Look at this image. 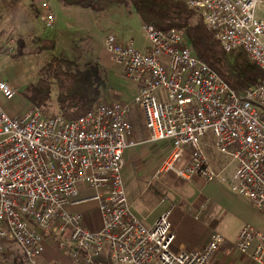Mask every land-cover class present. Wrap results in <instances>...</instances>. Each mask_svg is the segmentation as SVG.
<instances>
[{
	"label": "built area",
	"instance_id": "2783aa9c",
	"mask_svg": "<svg viewBox=\"0 0 264 264\" xmlns=\"http://www.w3.org/2000/svg\"><path fill=\"white\" fill-rule=\"evenodd\" d=\"M16 0H0V9ZM47 25L48 0H31ZM262 0H184L197 9L207 31L225 53L242 50L264 74ZM145 47L104 39L110 60L137 87L133 104L142 116L145 142H167L169 152L156 174L172 172L209 183L216 178L201 137L210 132L215 152L235 163L230 190L264 216V81L237 94L198 60L175 29L142 25ZM16 89L0 80V253L14 244L27 264H44L45 236L76 264H212L223 236L212 233L189 251L172 252L168 212L145 227L132 214L121 172L131 138V106L98 101L74 119L28 106L8 115L1 99ZM95 203L101 226L85 228L80 212ZM233 248L246 264H264V236L249 226L238 230ZM57 264V263H51Z\"/></svg>",
	"mask_w": 264,
	"mask_h": 264
},
{
	"label": "rangeland",
	"instance_id": "374dc122",
	"mask_svg": "<svg viewBox=\"0 0 264 264\" xmlns=\"http://www.w3.org/2000/svg\"><path fill=\"white\" fill-rule=\"evenodd\" d=\"M26 1L16 0L5 6L10 7L0 9V80L7 81L16 89L12 99H1L5 112L16 116L28 107L26 95L29 93V86L38 78L50 86L51 100L47 110H54L56 85L52 70L47 69L48 64L55 66L60 60H66L72 63L75 69H83L97 61L104 71L106 85L100 101H119L135 108L132 130L140 135V132H143L142 116L133 104L137 92L136 84L124 76L118 64L110 60L104 45L107 35H113L123 42L133 40L137 45L143 41L142 24L129 2L119 7L114 4H102L99 10H92L88 6L85 8L78 5H53L55 19L51 25H47L36 4L32 2L34 6H29ZM48 1L51 8L52 0ZM87 4L94 5V2ZM258 16L264 19V0L258 5ZM42 40H52L54 49L48 50L49 43H43ZM201 142L204 149L213 151L214 158L225 157L213 150L214 140L210 132L201 137ZM229 160L230 158L226 157L225 163ZM234 169L235 163L230 160L227 170L222 167L215 170L216 178L209 182L206 189H202L201 185L185 182L172 172H167L166 176L163 175L164 172L155 175L150 184H144L137 180L133 169L126 167L122 178L127 198L143 213L142 216L146 217L148 224H153L160 215L168 212L174 240L177 235L186 236L183 225L173 228L170 220L173 205L181 203L185 211L184 222L189 226L186 231L194 235L192 233L197 229L196 240L209 238L215 232L220 233L224 239L221 247L227 248L220 254L222 264H246V257L233 248L235 236L238 230L246 225L264 236V216L247 200L230 191ZM160 181L164 183L159 184ZM198 190L201 193L195 196ZM154 191L157 192L159 202L173 204L159 216L156 215V209L149 212L147 204L144 203L155 196ZM95 206L90 202L80 205L78 209L80 213H86L85 215H99ZM234 210L243 215H233ZM87 221L90 222V218ZM71 263L76 264L72 261Z\"/></svg>",
	"mask_w": 264,
	"mask_h": 264
},
{
	"label": "trees",
	"instance_id": "16d2710c",
	"mask_svg": "<svg viewBox=\"0 0 264 264\" xmlns=\"http://www.w3.org/2000/svg\"><path fill=\"white\" fill-rule=\"evenodd\" d=\"M90 1L94 2V5L87 4ZM58 2L65 6L78 5L85 8L88 6L92 10H99L102 4H114L119 7L129 2L142 25L152 26L157 30L175 29L181 33L185 45L192 50L194 56L209 66L237 94H242L264 81V74L242 50L224 52L218 41L206 30L199 11L189 8L184 0H58ZM42 42L49 43L48 50L54 49L52 40ZM49 64L47 69L52 70L56 85L55 108L54 110L49 108L51 112L67 120L74 119L100 101L106 85L104 71L97 61L83 69H75L74 65L66 60H60L55 66ZM50 95V86L38 78L29 86L26 99L30 106L48 111ZM134 109L131 108L128 117L132 128ZM101 261L108 264L107 259L101 258ZM13 264H27L21 252H15Z\"/></svg>",
	"mask_w": 264,
	"mask_h": 264
},
{
	"label": "crops",
	"instance_id": "0c3cea01",
	"mask_svg": "<svg viewBox=\"0 0 264 264\" xmlns=\"http://www.w3.org/2000/svg\"><path fill=\"white\" fill-rule=\"evenodd\" d=\"M26 2H28L29 6L30 5L34 6V4L32 3L31 0H27ZM51 3H52L51 4V11L53 13L54 19H55V14L53 12V5L54 6L59 5L62 7H68V6H65L62 3L58 2V0H52ZM4 7H2L3 9L2 8L1 9L4 10L5 8H8L10 6L5 7V8ZM120 41H122V40H120ZM133 44H134L135 48L142 50L145 47L144 34H143V41L141 43H139L140 45H137L134 41H133ZM28 106H29V103H28ZM131 108H132V106H131ZM131 136H132L131 138L137 140V142L139 144L134 146V147H130L124 151V154H123L124 166H123V169L121 172V176L123 177L124 170L127 167L128 169H133L134 175L139 182L144 183V184H147V183L150 184L154 180L155 175H157L155 173L157 172L162 159L169 152L170 146L167 142H163V141L157 142V143L145 142V140H146L145 134L142 131L140 132V135H139L138 133H135V131L132 130ZM203 150H204V153L206 155L208 164L213 171L217 170L218 168L221 169V167H222V169H225V170L228 169V163L230 162V160H229V162L225 163L226 157H222L224 160L221 158L216 159L213 156L212 150L204 149V148H203ZM166 174H167V172H164L163 175L166 176ZM122 180H123V178H122ZM182 180H184L185 182H188L190 184L201 185L202 189L208 188V185L210 184V183H204L201 180V178H199L197 176H193L187 180L186 179H182ZM162 183H164V182H162V181L159 182V184H162ZM149 186H151V185H149ZM198 193L200 194L201 191L198 190V192H195V196H199ZM156 194H157V192L154 191L155 196L153 195L154 197H151L150 199L146 200L144 203L147 204L149 212L156 209L157 210L156 215L159 216V214L163 213L167 209V207H169V205H173V204L168 203V202L164 203V201L159 202ZM126 198H127V196H126ZM240 198H242V197H240ZM242 199L246 200L244 198H242ZM127 201L129 203L130 210H131L132 214L145 227L151 226L152 223L148 224L146 222L147 221L146 217L142 216L143 213H141L137 207L136 208L134 207V202L132 200H129L128 198H127ZM93 204H94V206L96 205L95 203H93ZM79 206L71 207L70 210L75 211V212H80V210L78 209ZM95 208H96V206H95ZM89 212H92V211H89ZM184 212L185 211L183 210L181 203H177V204L173 205V211H172L171 217H170L172 227L174 228V227H179V226L183 225V228L185 229L184 232H185L186 236L185 235H183L182 237L178 236V235H177V237L175 236V240L173 241V244L171 245L172 252L189 251L193 248H196V247L204 244L208 239L207 237H205V238H200L199 240H196L195 236H196V234H198L197 229H195L194 233H192L194 235H191V232L186 231L187 229H189V226L186 222H184V219H185V216H184L185 213ZM252 212L254 213L255 211H252ZM81 214H82V221H83V224H84L86 229H88L89 231H92V232L98 231L100 229V226H101L100 215H85L86 213L83 214V211L81 212ZM254 214H257V213H254ZM233 215H243V213H240V212L234 210ZM158 216H156V218ZM88 218H90V222L87 221ZM236 236H237V234H236ZM236 236H235L233 245L235 243ZM44 242H45L44 251H43V255H42V259H41L42 263H44V264H51V263L72 264L70 259L68 257H66L64 255V253H61L56 249L54 240L45 236ZM226 249L227 248L224 249L223 247H221L220 250L217 253H215L212 264H222L220 254H221V252H223V250H226ZM15 252L19 253L21 251L14 244L7 242L5 244V248H4L3 252L0 253V264H13ZM227 252H229V251H227ZM224 253H226V252H224ZM101 258L107 259L108 264H110L106 255L101 256L99 258L100 260L99 259L97 260V261H100L102 264H104L101 261Z\"/></svg>",
	"mask_w": 264,
	"mask_h": 264
}]
</instances>
